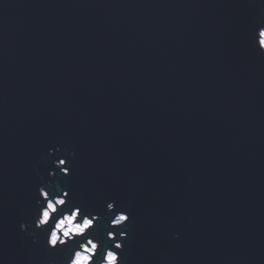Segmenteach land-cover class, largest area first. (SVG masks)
<instances>
[{
  "label": "water",
  "instance_id": "obj_1",
  "mask_svg": "<svg viewBox=\"0 0 264 264\" xmlns=\"http://www.w3.org/2000/svg\"><path fill=\"white\" fill-rule=\"evenodd\" d=\"M260 26L264 0H0V264L69 258L19 230L48 180L127 231L120 264H264Z\"/></svg>",
  "mask_w": 264,
  "mask_h": 264
},
{
  "label": "clouds",
  "instance_id": "obj_2",
  "mask_svg": "<svg viewBox=\"0 0 264 264\" xmlns=\"http://www.w3.org/2000/svg\"><path fill=\"white\" fill-rule=\"evenodd\" d=\"M256 36L259 50L264 51V26L258 27ZM48 152L51 155L53 149L49 148ZM69 156H75V153L71 152ZM67 160L68 157L61 156L52 161L53 169H59L62 176L71 174V169L66 166ZM53 169L49 170L48 175L55 178L57 172ZM38 194L35 206L39 210V215H34L32 221L21 222L19 224L21 232H27L33 227V223L35 230L47 231V247L53 250L58 246L65 247L70 254L64 264H120L122 241L127 239V231H120V239H116L112 231L105 229V239L103 233L93 230L96 222L102 221L104 217L85 209L76 199L69 200L70 190L53 183V180L41 184L38 187ZM104 210L106 214L115 213L108 220L109 228L125 226L126 222L130 221V212L122 205L118 209L115 200H106ZM35 230L29 233L33 236V243L36 242ZM176 238H179V233L176 234ZM107 241H112V244L107 245ZM47 264L57 262L49 260Z\"/></svg>",
  "mask_w": 264,
  "mask_h": 264
},
{
  "label": "flooded vegetation",
  "instance_id": "obj_3",
  "mask_svg": "<svg viewBox=\"0 0 264 264\" xmlns=\"http://www.w3.org/2000/svg\"><path fill=\"white\" fill-rule=\"evenodd\" d=\"M115 237H116V235H115Z\"/></svg>",
  "mask_w": 264,
  "mask_h": 264
}]
</instances>
